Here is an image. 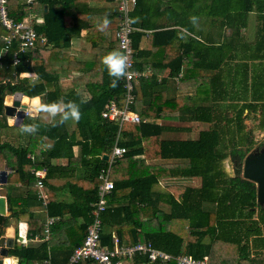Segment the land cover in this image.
<instances>
[{
    "label": "trees",
    "instance_id": "16d2710c",
    "mask_svg": "<svg viewBox=\"0 0 264 264\" xmlns=\"http://www.w3.org/2000/svg\"><path fill=\"white\" fill-rule=\"evenodd\" d=\"M201 1L205 3L206 0ZM262 1L212 0V4L210 1L204 12L214 17L216 28L218 26L220 30L217 32L221 35L224 31L229 40L206 43L203 38L188 37L185 42L187 46L193 47V42H197V54L189 55L185 44L182 54L170 58L166 64L165 74L159 84L162 87L151 91L149 102H142L139 96L135 97L132 109L146 120L125 122L120 129L118 143L126 148V152L116 159L111 168L114 186L102 213V245L113 247L114 237L125 245L149 240L155 248L173 255L182 253L195 258L207 256L210 264H264V206L257 203L255 183L241 176L243 158L257 142L256 132H264V73L263 68L253 67L249 76L239 70L242 61L233 63V60H240L237 54L242 49L244 52L259 51V58L264 60V25L249 47L248 43L251 42L247 43L242 35L248 14L260 7L258 4ZM38 2L47 4L49 9L44 14L43 22L37 26L32 24L46 38L45 41L38 39L36 48L44 47L61 53L62 38L67 33L65 28L70 25L55 23L54 18L57 13L63 14V0ZM190 6L189 0H183L181 20L176 24L194 32L188 24L192 11ZM7 7L9 15L16 22L29 14L30 5L25 0H9ZM196 12L200 14L202 9ZM85 13L93 15L94 11L87 10ZM76 15L82 16L80 13ZM111 16L110 27L104 32L106 38L102 37V41L106 39L109 48L114 50L119 49L115 37L119 22L117 7ZM97 23L85 25L97 35ZM73 24L75 26L71 29H76V34L85 26L76 25L75 21ZM7 33L5 27L0 25V50L4 46L3 36ZM73 34L68 32L67 38ZM100 39H94L92 43L97 44ZM133 47L135 49L134 44ZM17 50L19 44L14 39L0 59V129L12 127L8 125L4 114V98L17 91L28 96L45 93L46 103L58 99L74 101L80 105L82 116L78 123L75 122L74 128L72 122L53 127L39 121V132L34 136L27 135L24 144L0 136V153L6 165L13 167L7 183L11 187L20 183L24 188L22 195L7 194V209L10 213L0 215V234L13 217L27 222L26 236L46 235L44 219L32 210L34 204L40 203L38 189L34 187L36 176L32 170L46 168L45 176L49 179V175L57 170L52 165L54 158L65 157L68 166L76 161L83 166L90 165L92 171L77 181V186L70 184L71 190L79 187L77 189L80 191L75 193L82 197L81 202L66 203L56 197H49L47 214L56 219L49 227L48 239L37 246L23 245L18 239L9 249V255L18 257V264H59L54 261L57 259L55 255L47 254V247L53 246L57 227H63L60 231L65 232V245L68 246L64 248L65 252L69 248L72 252L83 243L91 221L90 203L96 198L98 172L105 163L103 153L110 151L118 131L117 123L102 118L101 111L109 99H115L122 105L123 80L118 82L116 88H112L108 77L100 104H95L97 99L83 103L79 99L74 100L70 93L64 94L56 86V81L46 72L45 62H37L34 49L19 51L18 62L13 63V54ZM207 50L209 53L213 50V59L207 58ZM229 61H232L230 66L224 67ZM182 68L183 78L176 88H183V82L189 75L192 78L196 76L197 98L167 95L165 83L176 77ZM231 68L233 72L226 82L230 90H227L223 87V72L227 69L231 71ZM34 70L41 78L35 82V87H32L27 77L13 79V74ZM211 70H214L213 77L206 82L207 71L210 73ZM207 83L210 84L209 90L206 89ZM143 85L145 83L140 82V88ZM135 91L137 94V89ZM248 119L250 125L246 122ZM195 121L206 124V128L200 129L196 138L173 139L163 136L168 131H186ZM34 122L37 121L29 116L23 120V123ZM73 145L80 147L79 155L75 157ZM29 153L36 155L37 159L28 158ZM40 155H43V160L38 159ZM227 161L232 172L225 165ZM177 176L196 179L197 182L174 181L165 187L160 186L161 180ZM160 203L168 204L169 211H164ZM66 212L70 213V218L81 216L82 221L76 225L69 224ZM251 237L252 247L255 248L253 254L250 252ZM59 248L60 252L63 251L62 246ZM65 262L66 259L62 264ZM78 264L101 263L84 259ZM132 264L160 263L151 262L145 256H136ZM164 264L175 262L171 260Z\"/></svg>",
    "mask_w": 264,
    "mask_h": 264
},
{
    "label": "crops",
    "instance_id": "0c3cea01",
    "mask_svg": "<svg viewBox=\"0 0 264 264\" xmlns=\"http://www.w3.org/2000/svg\"><path fill=\"white\" fill-rule=\"evenodd\" d=\"M213 3L212 0H206L199 2V0H189L191 3V16L198 17V25L193 27L188 21V24L193 27L194 32L191 37H195L196 39H205L208 42H224L225 39L229 40L224 33L221 35L217 31H220L218 26L216 28L214 17H209L208 13L204 12V8L208 3ZM87 3V4H85ZM63 14L57 13L54 18L55 23L64 22L68 26L65 28V32H73V35H70V38H67L68 35L65 33L63 36V47L61 53L58 50H50L44 47H35L33 48L36 55V60L38 63L40 61L45 62V69L48 75L56 81V86L59 87L64 94L70 93L74 100L79 99V101L85 103L92 100L97 99L95 104H100L103 98V90L105 89V85L107 84L108 76L105 71L102 70V65L100 64V58L106 53L112 51L113 49L109 48L108 41L103 39L106 38L104 32H99L97 35L89 29L85 24L91 22H98V19L104 17L105 15L108 19H111V13L116 10V5L111 0H63ZM256 10L250 12L246 19V26L242 28V35L245 41L251 42L248 43V47L254 42L253 39H256L257 32L264 25V1H262ZM202 9V12L198 14L196 10ZM49 6L45 3H35L29 7V14L26 16V21H28L31 25L34 23V26H37L39 23L43 22L44 14L48 11ZM183 9V0H137V7L132 11V17L138 18V22L135 24L136 29L133 33V44L136 49V68L143 72V76L137 81L135 89H137L136 97H140L142 102L148 103L150 93L153 89L161 88L159 85L162 82L163 74L166 71V64L169 62L170 58L178 57L182 54L183 46H186V50H188L189 55L197 54V42H193L192 45L187 46L188 39H180L178 34L182 32L183 28L181 25H177L176 23L181 20V10ZM261 9V10H260ZM87 10L94 11L93 15H88L85 13ZM80 13L82 16H77L76 14ZM111 16V17H110ZM88 19V20H87ZM53 21V22H54ZM76 22V25H85L78 34L75 33L76 29H71L75 26L73 23ZM187 22V21H186ZM141 25V26H140ZM217 25L219 23L217 22ZM224 29V28H223ZM229 31V30H228ZM229 35V33H228ZM101 38L97 44H93L92 41L94 39ZM46 40V38H45ZM69 40V43L66 41ZM253 41V42H252ZM218 42V43H219ZM2 49V48H1ZM32 50V49H30ZM1 51V50H0ZM242 49L238 52L237 57L240 60H233V63L237 61L242 64V67L239 69L242 73H247L249 76L252 74V68L255 67L258 69L263 68V58H259L260 52L254 50L253 52H244ZM207 58L213 59L214 52L213 50L206 51ZM251 57H255L250 59ZM232 61H229L227 66L229 67ZM247 63V65H245ZM40 68V67H38ZM228 71V69L223 72V84L224 89L230 90V87L226 85V82L229 79V74L233 71ZM36 73V71H30L28 73ZM22 73V72H21ZM13 74V79L15 80L17 77L23 78L25 76ZM37 74V73H36ZM214 70H211L210 73L207 71V75L205 77L206 82H209V79L213 77ZM38 75V74H37ZM39 79L41 78L38 75ZM28 78V77H27ZM183 78V68L180 70L179 74L171 79L167 80L165 83L166 93L168 96H190L196 97L197 93V80L198 78L194 76L185 79L183 82V88L178 89L177 84H179L180 79ZM30 82V78H28ZM140 82L145 83L143 88H140ZM209 83L206 84V89L209 88ZM202 87V86H201ZM203 88V87H202ZM139 90V91H138ZM136 92V91H135ZM12 95V94H8ZM6 95V96H8ZM5 96V97H6ZM26 97H40L44 102L46 101L45 93H41L35 96H28L23 94ZM208 97V95H207ZM6 99V98H4ZM208 99V98H207ZM25 115L24 118H26ZM23 118V120H24ZM22 120V121H23ZM146 120V118H145ZM9 121V119H7ZM8 125H13L8 122ZM75 127V122H72V128ZM7 128V127H5ZM3 128V129H5ZM206 128V124L200 122H191L190 128L186 131L174 130L168 131L163 134L165 138H173V139H182V138H196L198 136V132L200 129ZM193 131L194 137H178L177 134ZM16 136H13L15 139L14 143L24 144L27 135L19 134L18 131L15 132ZM5 137V136H4ZM5 139V138H4ZM8 140V139H6ZM73 154L74 157L79 155L80 147L78 145H73ZM1 161L0 168L6 165L3 155L0 153ZM32 156V158H30ZM104 156V154H103ZM28 158L35 160L37 159L36 155L28 154ZM38 159L43 160V155H40ZM52 165H55L57 169L53 174L49 175V179L45 176L47 174L46 168L36 169L34 170V174L37 175L35 171H39L43 175V186H42V194L44 195V199L39 195V204H34L32 210L36 215H40L45 221V227L47 224V219L50 217L47 214V203L49 201V197H56L58 200H62L66 203H71L74 201L81 202L82 197L75 193L76 191H80L77 189L79 187H73L71 190L70 184L76 183L80 181V179L92 171L90 165H81L79 161H76L73 165H67V159L65 157L62 158H54L52 160ZM8 166V165H7ZM12 167V166H11ZM12 171V170H11ZM33 172V170H32ZM10 171L8 172V174ZM178 181L181 183H196V179H188L183 177H168L164 180L160 181V186L165 187L169 182ZM10 185H7V194H15L22 195L23 194V186L20 183H15L11 189ZM39 191L38 186L36 185V181L34 184ZM7 207V202H6ZM160 207L164 211H169L170 206L166 203H160ZM8 210V209H7ZM9 212V211H8ZM10 213V212H9ZM52 217V216H51ZM65 217L68 220L69 224L80 223L82 221L81 216H77V218H70V213L66 212ZM54 220L56 217H53ZM53 223V222H52ZM62 226V225H61ZM56 228V227H55ZM55 228L53 230H55ZM58 227L56 228L57 233H55V238L53 239V246L47 247V254L49 256L55 255L57 259L55 262L62 264L63 261L68 259L69 252L71 253V249H67L65 252L64 248L68 246L65 245V232H62ZM17 231V232H16ZM27 231V222L24 220L18 221L11 217L8 220V223L5 225L3 233L6 236H14L15 240L20 239L23 245L28 246H37L41 242L46 241L48 239V232L44 237H39L38 235H34L33 237L26 236ZM14 246V243H13ZM62 246L63 251H59V247ZM250 252L254 253L255 248L252 246V237L250 239ZM12 258L15 259L16 264H18V257L12 255ZM47 260V259H46ZM45 260V261H46ZM35 264H40L39 262ZM49 264V262L47 263Z\"/></svg>",
    "mask_w": 264,
    "mask_h": 264
},
{
    "label": "built area",
    "instance_id": "2783aa9c",
    "mask_svg": "<svg viewBox=\"0 0 264 264\" xmlns=\"http://www.w3.org/2000/svg\"><path fill=\"white\" fill-rule=\"evenodd\" d=\"M9 0H0V25L5 27L9 32L3 36L4 46L0 51V59L13 40H17L19 50L13 54V63H17L18 52L33 49L37 40L45 41V37L39 34L33 26L26 21V17L16 22L8 13L7 3ZM40 0H25L30 6ZM115 3L118 10V27L115 32L117 46L126 52L129 56V77L123 78L122 105H119L115 99H109L101 116L104 119L113 121L118 125L117 135L114 144L109 152L103 154L107 156L104 165L99 169V183L96 190V198L90 203L91 221L87 227L86 234L82 245L74 248L64 264H78L81 260L90 259L98 261L101 264H132L136 256H145L151 262H159L164 264L173 260L175 264H210L207 256L195 258L189 254L173 255L167 251L155 248L150 241L138 242L131 245L121 244L117 237H114V245L108 248L100 243V235L102 230V213L107 205V198L114 186L111 179V168L117 158L121 157L126 148L118 143L120 138V129L125 122L144 121L137 112L132 109L135 100V86L137 81L143 76V72L136 68L135 65V49L133 47L132 33L136 26L126 27V17H132V11L136 7L137 0H111ZM124 149L120 155L115 154V149ZM32 158V156L30 157ZM34 173V170H33ZM37 175L36 185L39 188V195L44 199L42 194L43 175L39 171H35ZM54 221L53 217H48L45 231L48 232L50 225Z\"/></svg>",
    "mask_w": 264,
    "mask_h": 264
},
{
    "label": "clouds",
    "instance_id": "9594fccd",
    "mask_svg": "<svg viewBox=\"0 0 264 264\" xmlns=\"http://www.w3.org/2000/svg\"><path fill=\"white\" fill-rule=\"evenodd\" d=\"M138 22V18L126 17V27L130 28L132 25ZM189 23L196 27L198 25V17H189ZM111 21L105 15L98 19L96 25L97 30L100 32H106L110 27ZM180 39H187L192 36V33L188 31L187 28L183 29L182 32L178 34ZM100 64L102 65V70L106 72L109 77V86L116 88L118 82L123 78L129 77V56L125 51L121 49H114L100 58ZM21 75L30 78L32 81V87H35V82L39 79L36 73L22 72ZM19 101V106L15 108L16 113L23 112L27 115L34 123H23L22 120L18 122V116H9L10 124L17 126V131L19 134L34 136L40 130L39 121L47 122L49 125L63 126L69 122L78 123L81 119L82 113L80 111V105L74 101H65L63 99H58L52 102H44L40 97H26L18 95H9L5 101L6 107H13L15 101ZM124 149H115V154L120 155Z\"/></svg>",
    "mask_w": 264,
    "mask_h": 264
},
{
    "label": "water",
    "instance_id": "95a60500",
    "mask_svg": "<svg viewBox=\"0 0 264 264\" xmlns=\"http://www.w3.org/2000/svg\"><path fill=\"white\" fill-rule=\"evenodd\" d=\"M14 95L23 96L20 91L14 92ZM12 94V95H13ZM19 106V101L14 102L13 107H6L4 103V114L9 116L16 115L19 120H23L25 117L24 113H16L15 108ZM107 158L106 155L103 156ZM13 170V167L4 165L0 168V215H9L6 207V196H7V179L8 172ZM241 176L255 183L256 186V199L257 203L264 206V146L256 147L250 150L243 158L241 167ZM14 236H6L4 233L0 234V264H4L6 257L9 255V249L13 247Z\"/></svg>",
    "mask_w": 264,
    "mask_h": 264
},
{
    "label": "rangeland",
    "instance_id": "374dc122",
    "mask_svg": "<svg viewBox=\"0 0 264 264\" xmlns=\"http://www.w3.org/2000/svg\"><path fill=\"white\" fill-rule=\"evenodd\" d=\"M8 96H6V97H8ZM4 103H5V99H4ZM7 119H9V118L7 117ZM8 122L9 121H7V123ZM246 122L248 123V125L251 124V121H249V119L246 120ZM193 131H194V129L192 131H189V133H187V132L179 133V134H177V136L178 137H182V136L183 137H194L195 135H193L194 134ZM15 132H17V126L7 127L5 129H0V136H2L3 139L5 138V139H8V140L14 141L15 139L13 138V136H16ZM256 133L257 134H256L255 139H256L257 142L255 143L253 148L264 146V145H262V143L264 142V132H256ZM1 160L2 159H1V156H0V161ZM228 164H229L228 161L225 162V165L229 167L228 170H231L230 172H232V167H231V165L229 166ZM10 189H11V187H10Z\"/></svg>",
    "mask_w": 264,
    "mask_h": 264
},
{
    "label": "bare ground",
    "instance_id": "6f19581e",
    "mask_svg": "<svg viewBox=\"0 0 264 264\" xmlns=\"http://www.w3.org/2000/svg\"><path fill=\"white\" fill-rule=\"evenodd\" d=\"M6 99H7V97H6ZM6 99H5V101H6ZM148 241H149V240H148ZM4 264H16V261H15L14 258L6 257V258L4 259Z\"/></svg>",
    "mask_w": 264,
    "mask_h": 264
}]
</instances>
